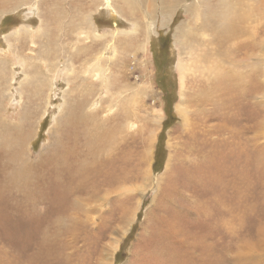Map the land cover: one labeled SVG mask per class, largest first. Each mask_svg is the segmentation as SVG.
<instances>
[{"label":"rangeland","instance_id":"obj_1","mask_svg":"<svg viewBox=\"0 0 264 264\" xmlns=\"http://www.w3.org/2000/svg\"><path fill=\"white\" fill-rule=\"evenodd\" d=\"M2 134L0 264H264V0L0 6Z\"/></svg>","mask_w":264,"mask_h":264},{"label":"bare ground","instance_id":"obj_2","mask_svg":"<svg viewBox=\"0 0 264 264\" xmlns=\"http://www.w3.org/2000/svg\"><path fill=\"white\" fill-rule=\"evenodd\" d=\"M21 1H23L24 2V0H21ZM20 0H15V3H12V0H0V6H2V5H8L9 7H11V6H14V7H16V6H18L19 4H20V2H21ZM31 0H25V2L26 3H29ZM106 1V0H105ZM14 2V1H13ZM236 5V4H235ZM109 6V5H108ZM131 6L132 7H134V4H131ZM229 7H230V5H229ZM233 7V6H232ZM64 11V10H63ZM227 12V11H226ZM238 11H237V9L236 8H229V10H228V14L230 15V28H228V29H226V30H223V31H221V36H220V39H218V43H216L217 44V48H219V46H221V45H223V44H225L227 41H229V40H231V39H240L239 38V36L240 37H242L245 33H244V31L242 30V28H241V26H240V23H241V21H242V17H240L239 18V15H238V13H237ZM228 18H229V16H228ZM75 20V19H74ZM209 26H210V24H207V26L205 27V30H204V32H206L207 30H208V28H209ZM209 30H210V28H209ZM213 32H214V30H212ZM212 33V32H211ZM225 41V42H224ZM212 43V42H211ZM210 43V44H211ZM222 48V47H221ZM221 48H219V49H221ZM240 49H242L241 48V45H240V47H239ZM212 52H213V50H212ZM239 52V51H238ZM238 52H236V54H238ZM213 54V53H212ZM210 55V54H209ZM227 55L228 56H234V53L233 52H227L226 53V57L225 58H227ZM206 56H208V54H206ZM212 57V56H211ZM215 57H217V56H215ZM213 58V57H212ZM216 59V58H215ZM206 62H208L209 63V61L207 60ZM205 62V63H206ZM210 62H211V59H210ZM235 62H237V61H235ZM202 63V62H201ZM209 64H212V63H209ZM99 65V64H98ZM239 66H241V64H239V63H235V66H233L232 65V67H234V68H237V69H239L240 70V68H239ZM214 67V66H213ZM210 69H212V67H209ZM245 70V69H244ZM215 71H217V70H215ZM245 79H246V76H245V73H236L235 75L233 74V72H231V76L229 77V79H228V82L229 81H231V83H232V85H233V87H234V89L235 90H240L241 92H242V95H244V92L242 91L243 90V88H244V86L246 85V83H245ZM206 88L209 90H211V87H210V85H208V86H206ZM207 90V91H208ZM214 91V90H213ZM213 93V92H212ZM211 95V94H210ZM135 101V100H134ZM127 104V103H126ZM131 106V105H130ZM96 124V123H95ZM3 132V131H2ZM91 135H93V133H91ZM101 135V139L100 140H98V141H95V140H93L94 142H95V144L96 143H98L99 144V146L100 147H103L102 148V151H101V153H103V154H106V149L107 148H109V146H108V141H109V139H111L112 137H114L113 136V134L112 133H109V132H107L106 134H104V135H102V134H100ZM92 142V141H91ZM89 143V142H88ZM94 144V145H95ZM93 145V144H92ZM6 146V140H5V138H4V136H3V134L2 135H0V147H2V148H4ZM94 147V146H93ZM89 149H91V148H89ZM93 150V149H92ZM108 150V149H107ZM3 152V150L0 148V153H2ZM93 153V152H92Z\"/></svg>","mask_w":264,"mask_h":264},{"label":"trees","instance_id":"obj_3","mask_svg":"<svg viewBox=\"0 0 264 264\" xmlns=\"http://www.w3.org/2000/svg\"><path fill=\"white\" fill-rule=\"evenodd\" d=\"M159 147V146H158ZM161 157V156H163V150L161 149V148H157V153H156V157ZM162 164H163V161H162ZM154 170H155V172H159L160 171V169L159 168H157V167H155L154 168Z\"/></svg>","mask_w":264,"mask_h":264}]
</instances>
